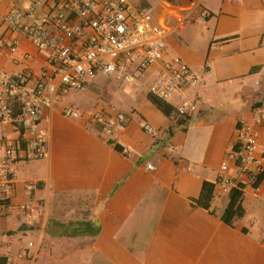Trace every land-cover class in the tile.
I'll return each mask as SVG.
<instances>
[{
	"label": "crops",
	"instance_id": "0c3cea01",
	"mask_svg": "<svg viewBox=\"0 0 264 264\" xmlns=\"http://www.w3.org/2000/svg\"><path fill=\"white\" fill-rule=\"evenodd\" d=\"M31 1L0 0V38L16 43L0 54V71L31 72L38 78L49 68L47 55L24 36L9 34L5 25L13 6L25 8ZM160 3L165 61L182 59L200 80L177 92L169 104L177 108L184 97L197 105L196 112L182 126L180 117H166L149 101L148 89L161 63L137 74L133 89L111 90L116 80L100 82L103 77H98L85 92L72 93L46 110L41 128L50 156L32 164L24 165L29 160L21 157L12 163L17 173L10 194L14 208L0 209L5 245L0 257L11 258L8 264H34L40 257L57 264H264V179L258 191L246 190L244 215L233 226L222 220L230 196L214 197L209 209L196 204L204 183H216L221 165L236 148L242 119L256 124L264 148L259 123L264 111V0H203L200 7L188 0ZM203 10L208 16L200 21ZM196 21L202 24L196 28L199 42L191 39L193 47L183 34ZM92 100L93 109L86 112L83 107ZM69 106L82 115L66 118L63 109ZM98 111L134 119L117 137L108 138L92 117ZM144 124L154 128L153 135ZM21 137L19 129L0 124V142L16 143ZM26 182L39 186L32 197L25 192ZM31 202L45 207L37 227L26 225L17 209ZM29 232L37 240V247L31 242L35 251L22 241ZM24 251L26 256L19 258Z\"/></svg>",
	"mask_w": 264,
	"mask_h": 264
},
{
	"label": "built area",
	"instance_id": "2783aa9c",
	"mask_svg": "<svg viewBox=\"0 0 264 264\" xmlns=\"http://www.w3.org/2000/svg\"><path fill=\"white\" fill-rule=\"evenodd\" d=\"M200 7L203 0H188ZM240 2L241 0H232ZM203 10L201 17H207ZM6 30L15 36H24L47 55L49 68L34 78L31 72L18 75L0 71V124L22 129L23 137L16 143L0 142L4 156L0 158V209L11 210L10 194L17 183L12 163L24 160H46L51 146L41 121L46 110L56 107L72 93H83L88 83L98 77L115 79L125 85L137 83V74L161 63L162 69L148 89V94L170 102L180 90L199 84L198 76L180 58L165 61L167 34L159 27L151 9H141L128 0H32L25 8L13 6L5 18ZM16 45L15 41L0 38V54ZM197 110L194 102L181 98L178 114L191 117ZM66 118H78L73 107L63 109ZM93 119L108 138L117 137L119 129L133 121L134 115L103 111ZM259 123L264 128V111ZM144 130L153 135L155 130L144 124ZM256 124L242 119L237 128L236 148L227 155L215 183L214 197L230 196L238 190L242 199L248 188L259 190L264 176V148ZM113 145H118L113 143ZM149 170L155 167L148 165ZM192 171V169H190ZM32 197L39 186L24 184ZM26 225L37 227L45 215V207L38 203L19 206ZM34 247L29 243L28 249ZM26 256V251L19 258ZM8 262H12L8 258Z\"/></svg>",
	"mask_w": 264,
	"mask_h": 264
},
{
	"label": "trees",
	"instance_id": "16d2710c",
	"mask_svg": "<svg viewBox=\"0 0 264 264\" xmlns=\"http://www.w3.org/2000/svg\"><path fill=\"white\" fill-rule=\"evenodd\" d=\"M168 2H174V0H166ZM141 9H151L150 4L146 0L140 1V3L137 5ZM149 101L155 105L166 117H180V125H187L190 117H182L178 114V107L175 108L173 105L169 104V102H164L159 100L158 98L148 95ZM22 132V135H24L23 130L19 129ZM22 138V137H21ZM115 149L117 151H122L121 147L119 145H115ZM264 179V176L261 177L262 181ZM214 188L215 184L205 182L203 185V189L201 192V195L199 199L196 201L197 206H200L204 209H209L212 200L214 199ZM242 193L238 190L234 191L230 195V201L229 204L222 216V220L224 223H226L229 226H233L235 219L240 218L244 215V210L242 208ZM0 264H8V258L5 256L0 257Z\"/></svg>",
	"mask_w": 264,
	"mask_h": 264
},
{
	"label": "rangeland",
	"instance_id": "374dc122",
	"mask_svg": "<svg viewBox=\"0 0 264 264\" xmlns=\"http://www.w3.org/2000/svg\"><path fill=\"white\" fill-rule=\"evenodd\" d=\"M130 3H132L133 5H138L139 3H140V1H142V0H128ZM147 1H149L150 3H151V5H152V9H151V13H152V15H153V17H154V19H155V22H156V24L159 26V27H161V25H160V17H161V14L162 13H164V7L163 6H161V1L162 0H147ZM197 13L200 15V9L197 11ZM200 19V21L201 20H203L202 19V17H199ZM2 22H3V19L1 20ZM204 21V20H203ZM198 22L196 21V22H192L191 23V25H189L188 26V28L184 31V34L183 35H185L187 38H189V40H191V39H195V41L196 42H199L198 40H199V37H198V31H197V26H199V27H201L200 26V24H202L201 22L199 23V24H197ZM162 28V27H161ZM163 29V28H162ZM187 34V35H186ZM195 41L194 42H192V40H191V45L194 47V43H195ZM201 49V48H200ZM197 50H198V47H197ZM100 80V82L102 81V82H108V81H106L107 79L106 78H100L99 79ZM112 81V80H111ZM111 84L112 85H110V89L111 90H118V89H124V88H129V89H133V86L135 85V86H137V83L136 84H134V85H125V84H122L121 82H118V81H112L111 82ZM134 86V87H135ZM94 101L92 100V103H90V104H88V105H86V106H84L83 107V109H85V111L86 112H88V111H92V109H93V106H94ZM82 109V110H83ZM81 111V110H80ZM79 111V112H80ZM82 115V112H80V116ZM79 116V117H80ZM78 117V118H79ZM74 119H76V118H74ZM36 161H38V160H29V161H23V162H25V163H23L24 165H26V164H28V163H30V164H32V163H35ZM22 170H20V172H21ZM243 217V216H242ZM241 218V217H240ZM239 218H236L235 219V221H237ZM22 241H23V244H25V245H28V243L29 242H33L35 245H36V247H37V240H36V237L34 236V234H32V233H27V235L26 236H24L23 237V239H22ZM4 248H5V245H4V243H2L1 242V239H0V255L3 253V251H4ZM35 249L36 248H34V249H30V250H32V251H35ZM34 264H57V263H53L52 261H48V259H44L43 260V258L42 257H40L39 258V260L37 261V263H34Z\"/></svg>",
	"mask_w": 264,
	"mask_h": 264
}]
</instances>
